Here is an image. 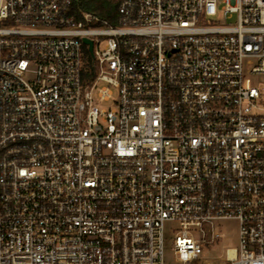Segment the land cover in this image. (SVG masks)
<instances>
[{
	"label": "built area",
	"instance_id": "obj_1",
	"mask_svg": "<svg viewBox=\"0 0 264 264\" xmlns=\"http://www.w3.org/2000/svg\"><path fill=\"white\" fill-rule=\"evenodd\" d=\"M71 5L0 0V264H264V0Z\"/></svg>",
	"mask_w": 264,
	"mask_h": 264
},
{
	"label": "rangeland",
	"instance_id": "obj_2",
	"mask_svg": "<svg viewBox=\"0 0 264 264\" xmlns=\"http://www.w3.org/2000/svg\"><path fill=\"white\" fill-rule=\"evenodd\" d=\"M111 2H117V0H110ZM97 25V24H95ZM86 57L85 60L92 62L93 57L90 52L85 50ZM255 84L260 89L263 99L262 106L264 107V76L257 75L253 77ZM105 85L103 82L98 83V87ZM114 90V96H116V90ZM97 92V91H96ZM112 101L104 102V105H110ZM175 224H168L167 227H173ZM217 231H219L220 236L216 237L212 247L204 244L203 252L199 259L190 260L186 264H223L226 261L227 248L233 247L238 248L239 246V222L235 219H226L219 222L217 226ZM216 231V232H217ZM173 237L169 229L166 231V242H165V251H166V264H183L177 259L173 252Z\"/></svg>",
	"mask_w": 264,
	"mask_h": 264
},
{
	"label": "trees",
	"instance_id": "obj_3",
	"mask_svg": "<svg viewBox=\"0 0 264 264\" xmlns=\"http://www.w3.org/2000/svg\"><path fill=\"white\" fill-rule=\"evenodd\" d=\"M81 11L94 13L111 24H115L117 20V2L110 0H72L70 12L80 18Z\"/></svg>",
	"mask_w": 264,
	"mask_h": 264
},
{
	"label": "water",
	"instance_id": "obj_4",
	"mask_svg": "<svg viewBox=\"0 0 264 264\" xmlns=\"http://www.w3.org/2000/svg\"><path fill=\"white\" fill-rule=\"evenodd\" d=\"M84 42L89 45V51L93 56V42L88 38H84Z\"/></svg>",
	"mask_w": 264,
	"mask_h": 264
},
{
	"label": "bare ground",
	"instance_id": "obj_5",
	"mask_svg": "<svg viewBox=\"0 0 264 264\" xmlns=\"http://www.w3.org/2000/svg\"><path fill=\"white\" fill-rule=\"evenodd\" d=\"M229 252H230V254H232L234 252V250L230 248Z\"/></svg>",
	"mask_w": 264,
	"mask_h": 264
}]
</instances>
